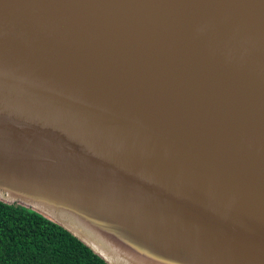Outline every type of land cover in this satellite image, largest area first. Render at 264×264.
Listing matches in <instances>:
<instances>
[{
  "label": "water",
  "instance_id": "95a60500",
  "mask_svg": "<svg viewBox=\"0 0 264 264\" xmlns=\"http://www.w3.org/2000/svg\"><path fill=\"white\" fill-rule=\"evenodd\" d=\"M0 201L107 264H264V0H0Z\"/></svg>",
  "mask_w": 264,
  "mask_h": 264
},
{
  "label": "trees",
  "instance_id": "16d2710c",
  "mask_svg": "<svg viewBox=\"0 0 264 264\" xmlns=\"http://www.w3.org/2000/svg\"><path fill=\"white\" fill-rule=\"evenodd\" d=\"M0 264H107L41 214L0 201Z\"/></svg>",
  "mask_w": 264,
  "mask_h": 264
}]
</instances>
